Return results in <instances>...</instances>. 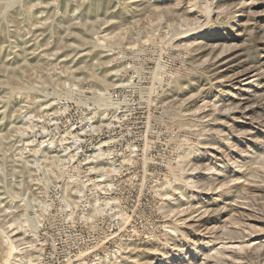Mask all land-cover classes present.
Segmentation results:
<instances>
[{
	"label": "rangeland",
	"instance_id": "374dc122",
	"mask_svg": "<svg viewBox=\"0 0 264 264\" xmlns=\"http://www.w3.org/2000/svg\"><path fill=\"white\" fill-rule=\"evenodd\" d=\"M168 263L264 264V0H0V264Z\"/></svg>",
	"mask_w": 264,
	"mask_h": 264
},
{
	"label": "bare ground",
	"instance_id": "6f19581e",
	"mask_svg": "<svg viewBox=\"0 0 264 264\" xmlns=\"http://www.w3.org/2000/svg\"><path fill=\"white\" fill-rule=\"evenodd\" d=\"M220 61H222V59H219V60L217 61V63L219 62L218 64H221L222 62H220ZM168 264H169V263H168Z\"/></svg>",
	"mask_w": 264,
	"mask_h": 264
}]
</instances>
